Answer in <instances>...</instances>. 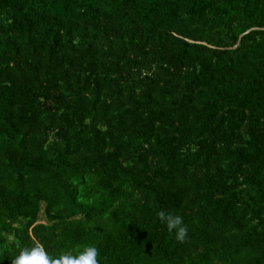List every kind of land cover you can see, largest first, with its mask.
I'll return each mask as SVG.
<instances>
[{"label":"trees","instance_id":"16d2710c","mask_svg":"<svg viewBox=\"0 0 264 264\" xmlns=\"http://www.w3.org/2000/svg\"><path fill=\"white\" fill-rule=\"evenodd\" d=\"M89 247L264 264V0H0V264Z\"/></svg>","mask_w":264,"mask_h":264},{"label":"clouds","instance_id":"9594fccd","mask_svg":"<svg viewBox=\"0 0 264 264\" xmlns=\"http://www.w3.org/2000/svg\"><path fill=\"white\" fill-rule=\"evenodd\" d=\"M158 220L166 225L169 232L175 233L178 242H184L188 234V226L184 223L181 215L159 210L157 213ZM37 255L36 251H22L13 264H29ZM98 250L94 247L87 248L78 258L65 257V264H97Z\"/></svg>","mask_w":264,"mask_h":264}]
</instances>
